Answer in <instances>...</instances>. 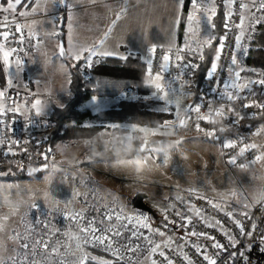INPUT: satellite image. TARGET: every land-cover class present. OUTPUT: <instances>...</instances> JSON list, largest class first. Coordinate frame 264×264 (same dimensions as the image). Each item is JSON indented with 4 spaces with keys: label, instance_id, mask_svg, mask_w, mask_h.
Wrapping results in <instances>:
<instances>
[{
    "label": "snow or ice",
    "instance_id": "obj_1",
    "mask_svg": "<svg viewBox=\"0 0 264 264\" xmlns=\"http://www.w3.org/2000/svg\"><path fill=\"white\" fill-rule=\"evenodd\" d=\"M46 2V0H45ZM54 4L58 3L61 7L68 10L67 23L69 27V38L67 45L63 42L56 45L57 52L55 56L62 61L67 58L71 60L72 67H79L81 64L84 67L91 68L93 64H99V59L94 60V57H114L121 61H128L131 55H120L115 49L119 47H101L109 38L111 27L107 32L103 33V39L97 41L91 46H81L76 44L71 36V29L74 22V9L80 6L83 0H52ZM89 3L95 5L100 3V0H88ZM120 6V11L115 13V19L112 21L114 25L116 21L121 19L122 13L126 12L127 0H117ZM177 5V14L173 18V27L181 23L187 24L185 32L184 45L177 47L175 52L171 48L165 52L162 57V63L157 67L153 66L152 57L158 52L155 44L149 47V58L145 59V75L150 81L146 87H154L156 92L151 93V98L163 101V106L158 109L162 113H172L173 120H165L160 125V130L149 129L145 127L125 126V125H109V128H124L125 131L131 133H142L143 136H137L136 141L142 138L143 143H138L141 153H146L143 159L145 167L150 159L159 157L160 154L155 153L154 149L148 148L149 137L162 134L163 130L171 129L173 133L177 132L179 127H186L188 121H193L195 130L203 133L206 137L219 140L223 149H237V155L242 156L252 149L259 147L264 149V144L257 145L255 143H246L244 139L237 137H221L218 135L236 129L238 131L241 121L245 119H264V70L256 68L247 69L255 79H242V73L245 68L239 64V55L248 56L252 51V43L256 40V35L261 26H264V0H173ZM188 3L190 10L186 17L179 15V9L183 8ZM24 5L28 8L27 0H6L5 4H0V14L10 13L9 16H4L0 20V53H2V68L4 71L15 66L18 72L24 71V62L21 59H10L18 51H23V45L27 42L30 47H36L32 41L36 39V33H25L24 26L20 21L15 19V16L26 17L27 11H17L19 6ZM223 7L222 23H217L218 8ZM39 7V4L37 5ZM37 8H32L35 12ZM264 35V33H260ZM51 36L59 37L58 31L50 33ZM42 43V41H38ZM15 43L21 47L13 48L11 45ZM264 48V45H257L256 51ZM207 50V51H206ZM206 57L210 61V66L207 69L205 78L212 84L222 85V89L216 86H211L209 91L215 94L211 100L206 99V93L201 92L198 98L199 102L194 101L192 104L187 103V97L191 93L189 85L186 82L188 73H194L201 67V64L196 61L204 62ZM170 68H178L177 75L172 76ZM227 72V78L221 80L218 73L221 70ZM183 79V82L182 81ZM173 81L180 82L178 87L173 86ZM7 87L11 88L13 80L6 81ZM70 83V81H69ZM256 86H259L261 91L257 93ZM157 93L162 95L157 96ZM27 99H23L19 92L16 96H10L6 90H0V100L7 102L6 107L0 108V127L3 131L4 139L0 140V145H3L7 150L2 155L4 158L15 157L19 152H26L27 149L21 147V143L15 139L8 138V132L11 129L8 127L6 118L9 114L20 113L23 105H30V111L36 116L40 114V105L42 99L34 98L40 94L35 92H26ZM180 96L184 102H175V96ZM96 102V96L92 98ZM206 110L202 111V109ZM64 105H60L63 108ZM254 109L253 112L246 110ZM179 112H183L181 117ZM47 115V113H45ZM219 118L218 121L212 117ZM31 119V117H29ZM176 120L179 124H176ZM201 122L215 125L217 122L221 124L220 128L215 126L211 129L202 127ZM75 126V122H73ZM51 126L48 120L44 121L42 127ZM264 133V128H258L251 132L250 135L258 137ZM44 141L47 137L43 138ZM39 143V142H38ZM121 143H123L121 141ZM183 140H177L172 144L175 149ZM242 145V146H241ZM52 152V149H46L40 153L41 157L47 161ZM169 153H162V159L167 160ZM264 161V151L256 155L250 163ZM2 162V161H0ZM131 161H129V164ZM228 163L238 165L240 168L248 167L249 165L238 164L236 156H230ZM23 168V164L17 165ZM55 168V165H53ZM48 168L47 163L41 168H34L32 172L43 171ZM11 173V168L7 171L0 170V176H6ZM31 174V173H30ZM2 187V185H0ZM9 188L12 186L9 185ZM73 195L79 199L81 193L74 191ZM199 199H204L211 204L213 209L219 210L220 205L207 200L206 197L200 196ZM55 203L59 200L53 196ZM180 208L173 204L163 207L162 219L156 227L149 223V218L142 213L135 215H124L122 210L120 214H116L115 209L104 212L99 220L96 217L88 218L86 210L69 211L64 215V219L69 222V227L75 224L79 234H82L83 243L75 244V251H70V245L61 244L56 248L51 247L47 239L41 238L33 243L25 242L22 235L17 233L15 229H11L14 235H9V240H15L20 249L23 250V260H21L13 250V255L7 260H0V264H45L48 258L53 259V264H67L66 259L56 260L55 255L64 248V256L69 254L75 255L78 251L81 255L77 258L76 264H177L180 260L182 264H253L252 260V241L257 232H260V222L253 219L249 209L254 205L264 207V194H261L255 202H248L242 205V210L239 213L244 220L235 219L236 213L233 211L225 212V215L232 220L238 233L233 235L231 229H226L221 220L216 219L214 223L208 221L206 213L207 209L190 206L185 203L181 197L177 198ZM85 205L88 206L87 199ZM38 207V206H33ZM94 207V206H88ZM194 212L196 220L194 221L187 213ZM11 219L10 215L0 216V234L7 230V222ZM135 221V223H133ZM37 224L40 221H36ZM197 223L203 225L204 228H218L226 241L218 239L215 235L207 231L196 230ZM47 225H45V229ZM140 229H147L151 235L145 234ZM179 230V232H177ZM60 229H57V234ZM130 233V234H129ZM64 235L69 240L79 239L80 237H72L70 232H64ZM170 235H175L176 238H170ZM155 237H160L157 242ZM240 237L248 239V244ZM196 238V239H193ZM201 238L210 243H201ZM141 241L145 243H141ZM90 245L93 248L99 247L106 255L97 256L90 252L84 254L85 246ZM260 245H264V232H260ZM192 249L193 256H190L185 249ZM256 250L260 254H264V247L256 246Z\"/></svg>",
    "mask_w": 264,
    "mask_h": 264
},
{
    "label": "rangeland",
    "instance_id": "obj_2",
    "mask_svg": "<svg viewBox=\"0 0 264 264\" xmlns=\"http://www.w3.org/2000/svg\"><path fill=\"white\" fill-rule=\"evenodd\" d=\"M5 3L6 0H0V4ZM32 3L33 0H31L30 5L28 4V8H25L24 5L19 6L17 11H27L29 14L26 17L30 16L32 14ZM170 4H174L173 0H168L167 5ZM54 7V3L50 1L47 9L51 10L52 13L54 12ZM59 14V10L51 14L52 17H49L46 23L48 28H58V21L56 24L54 17L58 18ZM4 16H9L10 19L13 18L10 13H2L0 14V20ZM15 18L20 20L26 34L31 33L25 26L26 20H24V17L16 15ZM36 34L42 33L37 32ZM42 35L44 40L41 45L29 53L17 58H14V56L10 58L12 60L21 59L24 62V71L18 72L15 66L6 71L7 80L12 79L13 84L11 88L4 89L13 97L19 92L23 99L28 98L25 95L26 92L39 93L40 95L34 98L43 100V103L40 105V114L36 117L41 125L44 121H49L48 116L52 111L53 105L58 107L62 104L65 105L70 98L66 99V95H63L66 89L69 90L67 79L70 81L67 58L62 61L54 55L57 52L56 45L59 44L53 38L55 36L50 39V35L49 37L44 33ZM40 47L45 48L39 50ZM34 52L38 54L35 55ZM32 53H34L33 56L35 55V58L33 56L31 58ZM244 58V55H239L240 66L245 65ZM177 72L171 73L172 76L177 75ZM246 73L245 77L247 78L253 76L248 71ZM253 78L256 77L253 76ZM183 79L181 82H183ZM186 82L191 92L186 102L192 104L194 96L191 88L192 79L186 77ZM179 83L173 81V86L178 87ZM256 90L261 89L259 86H256ZM153 92H156V89ZM150 94H147V97L146 95L144 96L145 102L154 101L158 106L162 107L163 101L151 98ZM159 95H162V93H157V96ZM134 96L136 97L135 94H130V97ZM175 102L182 103L184 99L177 95L175 96ZM103 105L104 103H94L92 100H88L81 107L94 112L98 106ZM179 115L183 117L184 113L179 112ZM49 122L51 125V121ZM175 122L177 125L179 124L178 120ZM262 127L264 128V124ZM50 129L51 126L47 128L43 127V130L40 132L43 133L41 139L44 137L48 139ZM163 133L165 134L164 138L160 139L159 149L162 153L165 151L169 153L167 160L161 158L165 178L163 183H170L176 187L163 185L162 196L158 198L159 201L168 200L171 195L176 194L181 189L200 188L204 191L200 193L208 196H210L209 194L213 195L216 193L222 197H227L229 202L233 203L237 208L242 209L243 204L250 201L255 202L261 194H264V161L251 163L245 168L229 165L225 163L226 160L218 144L200 132H193L194 134L191 135L184 131L183 127H179L175 133L171 129L164 130ZM134 135L137 136L136 133ZM261 137L264 138L263 134ZM203 139H207L206 141L210 144ZM92 140L94 141V139H71L68 142L59 141L54 145L50 144L52 149L64 153V156L56 160L54 164L55 168L52 166L46 171L39 172L42 173L40 176L32 177L37 174L35 172L27 175L30 178L15 180L0 179V185H2L0 187V216H11V219L7 222V230L3 234H0V260H7L9 256L14 254V249L16 250L15 254L23 260V250L20 249L19 244L15 240L8 239L9 235H14L11 229H15L17 233H20L25 242L33 243L38 239L44 238L47 239L53 248L64 244L71 246L70 251H75V244L78 242L83 243L82 234H79L75 224L69 227V222L63 218L67 212L72 210L80 211L81 209H85L89 219L96 217L97 220L101 218L104 212L111 209L117 210L116 214H120L121 210L124 215L142 213L149 218L148 222L154 227L155 221L151 215L147 214L144 210L133 207L132 195L123 197L120 194L121 190L117 186H114L116 184H113V182L107 188V183L97 176L98 172L96 170L90 167V162L93 159L88 155L95 153L96 150H101L95 147V141L93 142V147L90 145ZM177 140H183V143L173 149L172 144ZM101 142L104 148L107 144L102 139ZM8 166V169L11 168V173H13V167L11 165ZM80 171H83V174ZM9 185L12 187L9 188ZM98 188L102 189L104 193L102 196ZM74 191L81 193L79 199L73 195ZM105 195L107 196V201L104 200ZM155 195L153 196L155 197ZM53 196L59 200L58 204L55 203ZM85 199H87L88 206L94 207L86 206ZM91 210L93 211V215L87 214ZM37 220L40 221L39 224L36 223ZM45 225H47L46 229ZM57 229H60L59 234H57ZM140 230L147 235H151L147 229ZM66 231L70 232L72 237L79 236L80 238L69 240L64 235ZM155 239L157 242L160 241V237H155ZM141 243L145 242L141 241ZM89 247L91 246H85L84 254L90 252L93 255L100 256ZM64 251L65 249L61 248L55 255V259H66L67 264H76L77 258L81 253L76 251L75 255L69 254L64 256ZM45 264H53V259H46Z\"/></svg>",
    "mask_w": 264,
    "mask_h": 264
},
{
    "label": "crops",
    "instance_id": "obj_3",
    "mask_svg": "<svg viewBox=\"0 0 264 264\" xmlns=\"http://www.w3.org/2000/svg\"><path fill=\"white\" fill-rule=\"evenodd\" d=\"M50 1L52 0H33L31 5L32 8H37L35 12L28 17H24L26 20L25 26L30 32H39L44 33L49 37V33H52L54 30L58 31V28H48L46 25L49 17H52L51 14L56 11H60V5L54 4V12L51 13V10L47 9L49 7ZM168 0H127L126 4V12L122 13L121 19L116 21L113 25L112 21L115 19V13L120 11V6L117 3V0H100L98 4H91L88 0H83L82 4L76 7L74 10V22L73 27L71 29V36L73 41L81 46H91L97 41L103 39V33L107 32L111 27V32L109 33V38L105 42V45L101 47L112 48L117 47L115 50L120 55H139L143 60L149 58L148 48L153 44L157 46V48H173L175 46H183L185 39V32L187 28L186 22L183 26V36L181 42H179V27L177 25L173 27V18L174 15L177 14V5L170 4L167 5ZM39 4V7L37 5ZM190 10V5L186 3L183 8L179 9V15L181 17H186L187 12ZM66 13L68 16V10L66 9ZM56 24L58 21L57 17ZM48 29V30H47ZM53 36L50 35V39ZM60 43L58 37H53ZM69 38V27L66 22V32H65V45H67V41ZM45 47H40L43 49ZM35 53V52H34ZM31 54V58L33 54ZM38 53H35V55ZM35 55L33 58H35ZM101 57H94L96 60ZM246 70L243 72L242 79L246 81L247 77V69H251V67L242 65ZM257 70H261L256 68ZM249 72V71H248ZM70 76V70H69ZM250 76V75H248ZM253 78V76L251 77ZM147 82L150 84L148 77L146 76ZM69 79H67L68 85ZM66 85V86H67ZM70 90L66 89L63 92V95H66V99L70 97ZM130 94L127 92H121L114 96H106V95H92L87 98L85 101L92 100L93 96H96V102L94 103H104L103 106H98L94 111H99L105 108H108L112 105H115L118 101L122 99H131L135 98L130 97ZM145 96V95H144ZM143 96V97H144ZM147 97V95H146ZM7 104L6 101L0 100V106ZM146 105L149 109L158 111L161 106H158L154 101L146 102ZM160 105V104H159ZM174 116V115H173ZM173 119L170 118L168 120ZM105 126L109 125H125L136 127H145L149 129L160 130V125L155 127H149L146 125L133 124L129 122H105L103 123ZM124 129V128H123ZM184 130V129H183ZM164 131V130H163ZM149 137V143L147 145L148 148L154 149L155 153L160 154L159 157L154 159H150L148 161L147 167L143 164V159L146 153H137L133 157L128 159H120V160H91L90 167L98 172L97 176L102 178L103 181L107 183V188L111 182L115 183L118 189L121 190L120 194L123 197H127L132 195L133 197L138 192H143L146 194L144 201L152 208V212H147V214L151 215L154 221L158 217V215L163 211V207L158 206H167L169 205L168 200H158V198L162 193V187L170 186L176 187L170 183H163L164 175H163V167H162V152L159 149V144L161 142L160 139L164 138V134ZM185 131V130H184ZM188 133V132H187ZM193 135L194 133H188ZM137 136L142 137V133H136ZM168 135V134H167ZM172 136L171 134H169ZM134 133L125 131L121 133H113L107 137L103 138H94V141L104 140L107 145L115 143L119 140L120 137H137ZM262 136H258L259 138ZM206 141L207 139H203ZM93 140L91 141V146L93 147ZM141 143H143L142 138L140 139ZM153 141V142H152ZM210 144L208 141H206ZM129 161L131 163L129 164ZM227 164V162L225 161ZM81 173L83 171H80ZM83 174V173H82ZM177 189V188H176ZM179 190V188H178ZM193 192H202L200 188L188 189ZM98 191L101 192V196L103 193L101 188H98ZM204 192V191H203ZM156 194V195H155ZM121 195H119L121 197ZM155 195V197L153 196ZM174 195V194H173ZM214 199L218 201H228L227 197H222L218 194H209ZM104 200L107 201V196H104ZM101 201V199H100ZM154 204V205H153ZM161 239V238H160Z\"/></svg>",
    "mask_w": 264,
    "mask_h": 264
},
{
    "label": "trees",
    "instance_id": "obj_4",
    "mask_svg": "<svg viewBox=\"0 0 264 264\" xmlns=\"http://www.w3.org/2000/svg\"><path fill=\"white\" fill-rule=\"evenodd\" d=\"M29 1V5L31 0ZM223 7L218 8L217 23H222ZM67 13L66 9L60 6L58 17V30L60 36L58 39L65 44ZM184 23L180 24L178 40L181 42L183 36ZM264 26H261L256 35V40L252 43V51L245 56L244 63L251 68L264 70V48L256 51L257 45H264ZM207 51V50H206ZM0 57L1 53H0ZM128 61H121L114 57L98 58L100 63L93 64L91 68L72 67V61L67 59L70 70V98L63 108L56 105L52 106V111L48 116L51 121L50 134L47 139L49 144L56 142H68L71 139H94L107 137L113 133H123V128H109L105 122H129L133 124L155 127L173 117L172 113H162L151 110L147 107L144 95L154 91V87H146L149 83L146 80L144 60L139 55H131ZM201 67L191 74V88L194 92L193 102L196 101L200 84L205 78L210 61L206 57L204 62L196 61ZM2 58H0V89H8L7 72L2 68ZM121 92L135 94V98L122 99L115 105L108 108L92 112L84 109L81 105L92 95L114 96ZM264 119H245L241 121L238 131L233 129L229 133H238L246 130L249 125L261 123ZM75 122V126L73 125ZM121 141L123 143H121ZM153 142V141H152ZM136 138L120 137L115 143L106 145L101 150L88 156L95 160H120L133 157L141 153ZM8 165L0 167V170L7 171ZM37 173L32 177L40 176ZM30 178L25 173L18 171L15 167L13 173L6 176H0V179L15 180ZM92 214L93 211H88ZM94 253L105 256L106 254L100 248L89 247ZM91 264V262H89Z\"/></svg>",
    "mask_w": 264,
    "mask_h": 264
},
{
    "label": "built area",
    "instance_id": "obj_5",
    "mask_svg": "<svg viewBox=\"0 0 264 264\" xmlns=\"http://www.w3.org/2000/svg\"><path fill=\"white\" fill-rule=\"evenodd\" d=\"M15 19L20 21L18 18H15ZM36 37L37 38L32 41V44H35L36 47H38L39 45H41V43L38 41L43 42L44 37L42 34H36ZM11 47L18 48L21 46L13 43L11 45ZM22 47L24 50L18 51L14 55V58H17L21 55L29 53L30 51H32L33 49L36 48V47H34V48L30 47V45L27 42H25V44ZM176 48L177 47H173L171 49L173 52H175ZM168 50H169V48H158V52L155 54V56L152 57L154 68L157 67L160 63H162L161 57ZM170 71H171V73H173L175 71H179V69L178 68H170ZM191 74L192 73H188L187 77H190ZM227 75H228L227 72L224 71L223 69L218 73V76L220 77L221 80L227 78ZM210 85L216 86V87H219L222 89V85L212 84V82H210L206 78H204V80L202 81V83L199 86L196 102H199L198 98L200 97L201 92L206 93V99H208V100H211L214 98L215 94L212 93L211 91H209ZM260 91L261 90H258L257 93L259 94ZM260 98L264 99V97H260ZM6 106H7V104L0 106V108L6 107ZM206 107H207V105L205 106V109H202V111L206 110ZM29 109H30V105H23L21 107L20 113L15 114V115L9 114V116L6 118L7 123H8V127L11 129V131L8 132V138L10 140L15 139V140L20 141L21 147L24 149H27V151L26 152L21 151L15 157L4 158L2 155H0V161H2V162H0V167L5 166V165H11L13 167L12 169H14V167H15L18 171L23 172L26 175H29L30 173L31 174L35 173V172H32V169L41 168V167H43V165L45 163H47L48 168L43 170V171H46V170L50 169L55 164L57 159L64 156V153L55 151L54 149L51 148L50 144L47 143V141H44L43 139H41V136L43 135V133H40V132H41V130H43V127L40 124V122L37 121V119H36L37 116L33 112H31ZM246 111L253 112L255 110L254 109H248ZM29 117H31V119H29ZM212 119L216 120V121L219 120V118H217L215 116H213ZM263 124H264V121L261 123L249 125L246 130H243V131L238 132V133H229V131H228V132H225L222 134L218 133V135L221 137V139H223V137H225V136H227V137H237L238 136L240 139H244L245 137H247V139L245 140L246 143H255L257 145H262V144H264V138L253 137L250 135V133L256 131L258 128H263L262 127ZM201 125H202V127L206 128V129H211L214 126L216 128L221 127V124L219 122H217L215 125L201 122ZM183 129L188 133L197 132L195 130V124L193 121H188L187 126L183 127ZM2 131H3V128L0 127V132H2ZM262 134L264 136V133H262ZM3 139H4L3 135H0V140H3ZM209 139H211L212 141H215L218 144L219 148L221 149L222 155L224 156L227 164H229V165H234V164L228 163L230 156H236L238 164L249 165V164H251L250 162L254 159V157L256 155H259V154H261L262 151H264V149H260L259 147H257L255 149H252L250 152H247L244 155L239 156V155H237L239 148H237V149H223L221 147V142L219 140H215L212 138H209ZM94 145L97 149H103L102 142L99 139L95 140ZM49 148L52 149V152L49 156V159L47 161H45L41 157L40 153L44 152L46 149H49ZM6 150L7 149L3 145H0V154H2ZM21 163L23 164L22 169L20 167H17V165H19ZM234 166H238V165H234ZM39 172H42V171H38L36 173H39ZM200 196H204L207 198V200H210L214 203H218L220 205L219 210L213 209L211 204L207 203L204 199H199L198 197H200ZM178 197L183 198L185 203L190 205V206L194 205L195 207L207 209L206 216H207V219L209 222L214 223L216 219H219L222 221V223L226 229L232 230L233 235H236L238 233L239 230L235 228V225L233 224L232 220H230L229 217H227L225 215V212L233 211L234 213H236L235 219L241 220V221L244 220L243 216H241L239 214L242 209L237 208L233 203H231L229 201H218V200L214 199L213 197H210V196L202 194V193L181 189L176 194L171 195L168 199V203L175 205L177 207V209L180 208V204H179V201L177 199ZM249 211L252 213L253 219L260 222V226H261L260 232H264V207H260L259 205L254 204L249 209ZM187 214L189 216H191L194 221L196 220V216H195L194 212H189ZM162 216H163V211L156 218V220L154 222V227L159 225V223L162 219ZM196 230L207 231L208 233L215 235L218 239L226 241V237L223 236L222 232L218 228H204L203 225L197 223ZM177 232H179V230H177ZM260 232L256 233V236L252 241L253 250H252L251 256H252L253 264H264V254H260L256 250V246L264 247V245H260ZM170 238L175 239L176 236L170 235ZM193 239H196V238H193ZM240 239L244 242V245L248 244V239H246L245 237H240ZM200 242L201 243H210L209 241H205L202 238H201ZM185 252H187L190 256H193L192 249H190V248L185 249ZM145 264H147V263H145ZM177 264H182V262L180 260H177ZM185 264H186V262H185Z\"/></svg>",
    "mask_w": 264,
    "mask_h": 264
},
{
    "label": "water",
    "instance_id": "obj_6",
    "mask_svg": "<svg viewBox=\"0 0 264 264\" xmlns=\"http://www.w3.org/2000/svg\"><path fill=\"white\" fill-rule=\"evenodd\" d=\"M61 42L63 41H60V43ZM145 197H146V194L143 192L136 193V195L132 199V205L134 208L152 212V208L148 204H146V202L144 201Z\"/></svg>",
    "mask_w": 264,
    "mask_h": 264
}]
</instances>
